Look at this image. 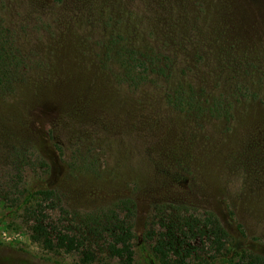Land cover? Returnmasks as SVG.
<instances>
[{
    "label": "rangeland",
    "instance_id": "1",
    "mask_svg": "<svg viewBox=\"0 0 264 264\" xmlns=\"http://www.w3.org/2000/svg\"><path fill=\"white\" fill-rule=\"evenodd\" d=\"M0 10L27 62L0 96V264H160L159 242L182 264L264 254V0H0ZM121 48L163 77L119 85ZM42 188L58 200L38 218L53 242L73 238L71 252L31 242L10 209ZM112 209L133 236L129 263L110 256L113 230L85 223ZM209 214L227 234L220 252Z\"/></svg>",
    "mask_w": 264,
    "mask_h": 264
},
{
    "label": "trees",
    "instance_id": "2",
    "mask_svg": "<svg viewBox=\"0 0 264 264\" xmlns=\"http://www.w3.org/2000/svg\"><path fill=\"white\" fill-rule=\"evenodd\" d=\"M116 56L115 61L119 72L115 76V80L119 85L131 91H137L151 84L156 85L158 80L163 77L164 69L157 66L155 60L146 58L134 49L121 48ZM26 70L27 62L19 49L16 34L6 26L0 10V96L6 97L12 93L15 87L23 81ZM166 101L179 112L190 111L193 107V99L190 97L185 99L180 95H168ZM56 199L58 200V194L53 189L42 188L33 192L26 190V195L21 201L13 200L10 203V209L12 212L23 211L31 242L39 244L46 251L63 250L68 253L76 249L77 244H75L73 238L62 235L57 237L56 242H53L48 235L46 226L38 218L41 213L40 204ZM127 203L122 201L119 204L126 207ZM115 211L112 209L94 215H87L85 223L86 225L97 226L99 230H113L112 243L109 246L110 256L125 258L129 263L132 257L130 241L133 236L128 227L119 223ZM111 215L114 217H111ZM112 220L113 222L108 228V222ZM203 227L214 238L217 251L224 250V241L227 234L217 218L209 214L204 220ZM168 246L164 249V244L157 243L152 250L153 256L160 264H182V262L176 260L173 262L167 261L168 251H172L174 248L172 244H168ZM223 264H264V254L243 248L234 251L231 259L224 260Z\"/></svg>",
    "mask_w": 264,
    "mask_h": 264
}]
</instances>
